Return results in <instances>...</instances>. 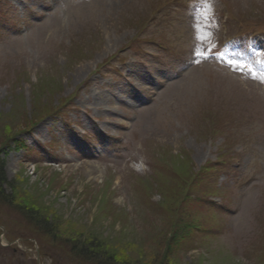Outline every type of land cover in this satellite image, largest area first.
Returning <instances> with one entry per match:
<instances>
[{
	"label": "rangeland",
	"instance_id": "1",
	"mask_svg": "<svg viewBox=\"0 0 264 264\" xmlns=\"http://www.w3.org/2000/svg\"><path fill=\"white\" fill-rule=\"evenodd\" d=\"M210 3L0 0V264H69L65 240L89 233L149 261L177 224L200 236L172 264H264V70L209 55L264 0Z\"/></svg>",
	"mask_w": 264,
	"mask_h": 264
},
{
	"label": "trees",
	"instance_id": "2",
	"mask_svg": "<svg viewBox=\"0 0 264 264\" xmlns=\"http://www.w3.org/2000/svg\"><path fill=\"white\" fill-rule=\"evenodd\" d=\"M4 166L5 164L0 154V200L14 206L7 194L8 181L4 174ZM16 207L18 209H14V213H17L19 218L22 219L21 221L24 222L25 228L32 234H36V236L42 235L41 237H37L39 239L38 242L42 241L41 238L45 237L47 241L51 239V242L54 241L56 246H58L57 244L60 242L59 235H54V232L58 234V229L56 225H53L56 228L52 227L51 219L44 215L42 208L39 210L35 207L28 208L25 204L21 203L17 204ZM179 227V224H177L174 225V228L170 229V237H164L167 246L163 247L164 250L159 254L157 253V256H154L149 261H138L130 257L128 259V257L120 255L119 248L117 249L114 246V242L93 233H89L87 237L75 236L74 239L65 240V243H68L66 244L68 245L66 248L68 250L65 253L67 259H69V264H172L170 262L172 254L179 251L192 250L195 246V239L200 236L196 232L184 233V228H181V231ZM1 249H3L4 253H7L6 256L13 257V253L9 249ZM28 263L34 264L35 262L31 260Z\"/></svg>",
	"mask_w": 264,
	"mask_h": 264
},
{
	"label": "snow or ice",
	"instance_id": "3",
	"mask_svg": "<svg viewBox=\"0 0 264 264\" xmlns=\"http://www.w3.org/2000/svg\"><path fill=\"white\" fill-rule=\"evenodd\" d=\"M204 7L211 9L212 6H211V3H210V0H204ZM201 16L204 19L208 18L203 12H201ZM216 27H218V25H216ZM195 30H196L197 35L194 38L195 39H199V35H198L199 25L195 26ZM193 52H194V58H195V56H204V53L199 52L198 49H196L195 47L193 49ZM216 54L217 53H212V52L209 53V55H216ZM254 54H256V53H254ZM219 55H223V53H219ZM228 62L230 64H233V65L241 66L240 64H237V62L234 61V60H229ZM243 66L246 67V65H243ZM260 79H261V82L264 83V77H261Z\"/></svg>",
	"mask_w": 264,
	"mask_h": 264
},
{
	"label": "bare ground",
	"instance_id": "4",
	"mask_svg": "<svg viewBox=\"0 0 264 264\" xmlns=\"http://www.w3.org/2000/svg\"><path fill=\"white\" fill-rule=\"evenodd\" d=\"M93 95H94V96H93V97H94V99H96V101H95V102H97V101H98L97 103H99V102H100V100H102V99H103L101 95L99 96V98H98V97H96V96H97V94H95V92H93ZM97 103H96V104H97Z\"/></svg>",
	"mask_w": 264,
	"mask_h": 264
}]
</instances>
